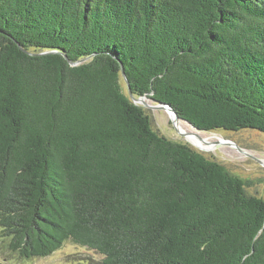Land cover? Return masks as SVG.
Returning a JSON list of instances; mask_svg holds the SVG:
<instances>
[{
  "label": "trees",
  "instance_id": "trees-1",
  "mask_svg": "<svg viewBox=\"0 0 264 264\" xmlns=\"http://www.w3.org/2000/svg\"><path fill=\"white\" fill-rule=\"evenodd\" d=\"M120 65L194 129L264 134V0H0V249L264 264V199L156 131Z\"/></svg>",
  "mask_w": 264,
  "mask_h": 264
},
{
  "label": "rangeland",
  "instance_id": "rangeland-1",
  "mask_svg": "<svg viewBox=\"0 0 264 264\" xmlns=\"http://www.w3.org/2000/svg\"><path fill=\"white\" fill-rule=\"evenodd\" d=\"M143 101L146 106H140L151 118L153 128L156 131L172 141L188 144L205 157L222 163L234 175L251 182L247 188L248 193L264 199V167L256 162V160L264 162V134L250 129L238 132L217 131L205 134L203 138L193 134L194 141L200 146H204L205 150H201L190 142V135L186 137L185 134L176 129L165 110L156 108L150 100L144 98ZM187 127V130L193 133L194 130L189 126ZM216 136L233 141L238 148L246 153L244 155L239 154L234 148L221 142L225 139ZM212 145H215L213 150H206ZM245 154H248V156H245ZM101 258L102 256L95 251L80 247L69 241L50 256L31 260L19 259L16 254L0 249V264H87L88 260L98 261Z\"/></svg>",
  "mask_w": 264,
  "mask_h": 264
},
{
  "label": "water",
  "instance_id": "water-1",
  "mask_svg": "<svg viewBox=\"0 0 264 264\" xmlns=\"http://www.w3.org/2000/svg\"><path fill=\"white\" fill-rule=\"evenodd\" d=\"M49 53L55 54V53H57V52H55V51H53V52H45V53H41V54H39V55H46V54H49ZM63 57L66 59V61L68 62V64H69L71 67H76V66H78V65H80V64H83V63H85V62L89 59V58H85V59L80 60L79 62L73 63V62H71L70 60H68L67 57H66L65 55H63ZM120 67H121V76H122V80H123V82L125 83V85L127 86L128 95H129L130 99H131L132 102H133L134 104H136V105H139V106H140V105H144V106H146V103H144V101H143L144 97H141V98H134V97L132 96L131 91H130V88H129V84H128L127 79H126V77H125V73H124V70H123L122 65H120ZM155 106H156V108H158V109H160V110H165V111H169L170 113H172L173 116L176 118L177 121H179V122H181V123L183 122V123H185L187 126H189L190 128H192V129L194 130L193 133H194L196 136H198L199 138H203V137H205V136H204L205 134L213 133V132H205V131H199V130H197V129H194L189 123H187V122L181 120L180 117H178V115H177V114H176V113H175V112H174L169 106H167V105L161 104V105H155ZM216 137H218V136H216ZM218 138L225 139L226 142L229 144L228 146H230L231 148H234L235 151L238 152L239 154L244 155V153H246V152L243 151L242 149L238 148V146H237L233 141H231V140H229V139H226V138H223V137H218ZM234 149H233V150H234ZM245 156H248V154H245ZM256 162H258L259 164H261V165L264 167V162H263V161H261V160H256Z\"/></svg>",
  "mask_w": 264,
  "mask_h": 264
},
{
  "label": "bare ground",
  "instance_id": "bare-ground-1",
  "mask_svg": "<svg viewBox=\"0 0 264 264\" xmlns=\"http://www.w3.org/2000/svg\"><path fill=\"white\" fill-rule=\"evenodd\" d=\"M168 114H169V116H170V119H171V121H172V123L174 124V126H176V129L177 130H179L181 133H183V134H185L186 135V137H187V135H190L191 137L189 138V140H190V142L193 144V145H195L196 147H198V148H200L201 150H205V148H203L204 146H200L199 144H197L194 140V138H193V134L194 133H192V132H189L188 130H187V125L185 124V123H181V122H179V121H177L176 120V118L173 116V114L172 113H170L169 111H166ZM222 143L224 142V143H226L227 145H229L225 140L224 141H221ZM214 146L215 145H212V147H209V148H207L206 150H209V149H211V150H213V148H214Z\"/></svg>",
  "mask_w": 264,
  "mask_h": 264
}]
</instances>
